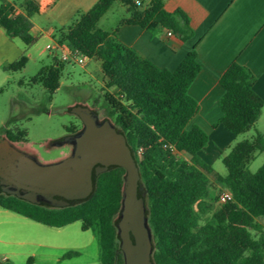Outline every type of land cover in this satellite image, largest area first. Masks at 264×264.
<instances>
[{"label":"trees","instance_id":"obj_1","mask_svg":"<svg viewBox=\"0 0 264 264\" xmlns=\"http://www.w3.org/2000/svg\"><path fill=\"white\" fill-rule=\"evenodd\" d=\"M58 0H54L57 2ZM127 17L120 25H136L156 33L171 31L186 42L194 31L180 10L168 13L161 0H98L88 11H77L56 29L58 45L77 50L99 63L102 75V104L106 117L126 140L138 166V196L148 207L152 234L153 264H264V162L256 172L248 170L257 153H264V134L255 124L264 102L253 91L255 76L232 62L219 78L222 125L235 139L255 130L251 140L236 141L226 155L219 150L225 175L205 163L199 152L208 144V134L191 123L198 111L188 89L200 71L196 45L174 70L159 68L120 43L114 33L99 27L101 19L116 4ZM16 12L14 3L0 4V28L10 40L20 41L23 54L4 68L19 72L27 64V50L37 38L31 34V17L39 13L34 0H26ZM42 69L33 79L52 95L59 87L62 61ZM96 100L94 101V105ZM92 108L96 109L95 106ZM98 112V111H97ZM76 128H67L72 133ZM11 142L25 140V132L4 131ZM124 169L109 167L92 175V193L82 201L53 208L32 204L0 193V208L48 227L60 228L80 221L81 230L99 226L101 264H124L117 240L115 219L122 199ZM217 187L232 198L219 202ZM78 256L67 252L61 259ZM26 264H31V259Z\"/></svg>","mask_w":264,"mask_h":264},{"label":"crops","instance_id":"obj_2","mask_svg":"<svg viewBox=\"0 0 264 264\" xmlns=\"http://www.w3.org/2000/svg\"><path fill=\"white\" fill-rule=\"evenodd\" d=\"M34 1L39 6L38 14L48 13L54 24L60 27L68 23L77 11H88L98 0ZM161 1L166 12L180 10L187 16L194 31L192 39L182 42L175 36H168L167 31L161 28L156 33H150L136 25H120V21L127 17L125 7L120 3H116L101 19L99 27L107 33H114L120 43L155 66L168 70H174L196 45L201 68L188 89L189 95L198 104L191 123L208 134V144L213 142L217 150L227 148L236 141L235 137L222 125L212 127L220 117L218 101L223 88L219 78L232 62L245 66L255 76L254 93L264 102V0ZM16 12H21V9L16 7ZM30 21L31 31L37 29ZM42 33L48 44L55 42L51 29ZM23 51L22 43L10 40L0 28V68L16 61ZM52 57L58 59L54 55ZM255 129L264 134V107ZM208 144L201 153L209 148ZM64 228L66 226H44L0 208V259H7L6 262L0 260V264H16L22 259H26L27 263L29 258L33 260L39 255L40 249H54V244L46 242V235L59 234ZM41 255L48 257L45 252Z\"/></svg>","mask_w":264,"mask_h":264},{"label":"rangeland","instance_id":"obj_3","mask_svg":"<svg viewBox=\"0 0 264 264\" xmlns=\"http://www.w3.org/2000/svg\"><path fill=\"white\" fill-rule=\"evenodd\" d=\"M25 1L0 0V4L14 3L19 8ZM143 1L147 3L149 0ZM31 20L38 27L31 31L37 41L27 50L28 61L25 68L19 72H7L4 68L7 64L0 68V134L5 130L13 133L25 132V140L17 142V147L35 153L43 162H52L69 153L65 147H47L49 142L67 134V128L76 124L77 118L68 113L69 107L75 104L95 106L99 116L106 117L101 99L102 75L99 63L87 59L84 64H79L70 56L62 63L58 89L49 95L41 83L33 82L32 79L42 69L55 65L52 54L46 50L48 41L42 32L51 29L54 38L58 26L50 19L48 13L35 14ZM76 58L82 56L78 55ZM254 135L255 130L251 129L238 136L236 141L251 140ZM208 145L209 148L204 153L199 152V157L210 165L215 173L225 175L221 157L229 152V148L222 149L223 155H220L213 142ZM263 162L264 153H257L248 170L251 173L256 172ZM222 192L223 190L217 187L216 193ZM258 221L264 226L262 218ZM46 236V242L54 244L55 248L40 249L39 255L31 260L34 261L33 264H101L98 224L82 231L80 221H76L66 226L59 234L50 233ZM70 251L77 252L78 256L56 261ZM43 252L48 253V257L42 256ZM16 264H26V259Z\"/></svg>","mask_w":264,"mask_h":264},{"label":"water","instance_id":"obj_4","mask_svg":"<svg viewBox=\"0 0 264 264\" xmlns=\"http://www.w3.org/2000/svg\"><path fill=\"white\" fill-rule=\"evenodd\" d=\"M68 113L81 128L47 144L70 147L63 158L43 162L38 155L0 138V193L32 204L61 208L85 200L93 190L92 175L109 167L124 169L121 206L115 219L117 240L124 264H153L152 234L147 203L138 196L139 173L124 136L96 109L75 104Z\"/></svg>","mask_w":264,"mask_h":264},{"label":"built area","instance_id":"obj_5","mask_svg":"<svg viewBox=\"0 0 264 264\" xmlns=\"http://www.w3.org/2000/svg\"><path fill=\"white\" fill-rule=\"evenodd\" d=\"M168 36H173L171 31H167ZM46 50H48L52 55L59 58L60 61L65 62L69 59V57H73L79 64H84L85 61L88 59L85 56H82L77 50H69L65 48L64 46L58 45L56 42H52L48 45H46ZM82 56V58H76V56ZM232 196L228 191H223L219 195V202L224 203L226 201L231 200ZM1 262H6L7 259L5 257H2Z\"/></svg>","mask_w":264,"mask_h":264},{"label":"flooded vegetation","instance_id":"obj_6","mask_svg":"<svg viewBox=\"0 0 264 264\" xmlns=\"http://www.w3.org/2000/svg\"><path fill=\"white\" fill-rule=\"evenodd\" d=\"M100 117V116H99ZM77 118V117H76ZM101 118V117H100ZM73 127H75L76 129L73 131V132H75V131H77V130H79L80 128H81V122H80V120L77 118V121H76V124L73 126ZM0 138H6L5 136H4V134H0ZM65 148H67L68 149V152H70V147H65Z\"/></svg>","mask_w":264,"mask_h":264}]
</instances>
